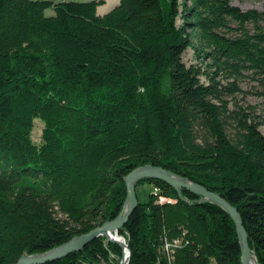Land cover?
<instances>
[{"label":"trees","instance_id":"1","mask_svg":"<svg viewBox=\"0 0 264 264\" xmlns=\"http://www.w3.org/2000/svg\"><path fill=\"white\" fill-rule=\"evenodd\" d=\"M102 3L0 0V264L115 217L123 176L146 163L234 205L264 264L263 120L230 106L244 80L264 97V10L231 0H119L97 15ZM188 48L195 60L186 64ZM35 119L39 142L30 137ZM139 182L156 191L118 229L127 264H240L223 209L181 189L185 201L161 179ZM80 252L44 264L94 255L67 261Z\"/></svg>","mask_w":264,"mask_h":264},{"label":"water","instance_id":"2","mask_svg":"<svg viewBox=\"0 0 264 264\" xmlns=\"http://www.w3.org/2000/svg\"><path fill=\"white\" fill-rule=\"evenodd\" d=\"M143 178H154L165 181L173 187L177 195L185 201L187 198L181 195V189H186L200 196L198 199L199 202L208 201L223 209L234 223L239 244L240 264H250L251 259L257 264L256 258L249 247L248 233L242 223L241 215L234 205L230 204L219 193L208 190L199 183L190 181L171 170L149 163L138 165L123 176V181L126 186V196L122 208L113 219L105 220L103 223L91 228L87 232L74 235L69 240L62 242L45 252L36 254L23 253L15 264H43L61 258L80 250L84 245L100 235H102L107 241L117 244L121 249H127L128 253L126 261L123 259V251L121 252L119 261V264H127L130 255L129 248L124 242V239L122 241L119 239L121 236L117 235L116 232L127 221L134 208H136L137 196L135 192V183ZM111 230H114L115 235L111 234Z\"/></svg>","mask_w":264,"mask_h":264},{"label":"rangeland","instance_id":"3","mask_svg":"<svg viewBox=\"0 0 264 264\" xmlns=\"http://www.w3.org/2000/svg\"><path fill=\"white\" fill-rule=\"evenodd\" d=\"M54 1H58V0H54ZM74 1H89V0H74ZM118 1L119 0H103V3L100 5H97V7H96V10H95L96 14L102 15V14L108 12L110 9H112L118 3ZM231 2H232V4H235L244 10L249 9V8L264 10V0H231ZM45 14L46 15L53 14V9L52 8L45 9ZM183 60L185 61L186 64L194 62L195 59L193 57L191 48L186 49V51L183 54ZM241 87H242L241 92H239L238 94L235 95V97L230 102V106L232 107L233 102H234L233 100H235V102H237L238 104H241L243 107H245V108L247 107V109L251 113V116L257 117L259 120H263V125L260 126V130L262 132H264V97L257 96L256 94L253 93L257 89L256 83L253 81L244 80L241 83ZM42 126H43V123L40 120H38V119L34 120L32 129H31V133H30V137L32 138V140L34 142L40 141V134H41ZM135 188H136L135 192H136V196H137V205L139 202L145 201V199H147V196L151 190L156 191L148 183H146V182L141 183V182H139V180H138V182L136 181ZM181 195H182V193H181ZM121 208H122V206H121ZM120 209H119V211H120ZM134 209H136V208H134ZM131 214H130V216H131ZM129 217H128V219H129ZM113 218H111V219H113ZM111 219H108V220H111ZM128 219H127V221H128ZM118 235H120L124 239V242L126 243V239H127L126 232L123 231L122 233H119ZM96 238H98L99 241L101 238V241L97 244L98 248L93 249V250H89L90 248H88V249H84L82 252L81 250L85 246L84 245L80 250H78L79 252L80 251L81 252L78 254L77 257L74 258L73 257L74 255H72L71 257H69L67 259V261L71 262V261H75L76 259L79 260L85 254H87L88 256H90L91 254H94L86 260L87 264H119L121 252L118 253V250H116L113 246H110L108 244L109 241H107L102 235L97 236ZM96 238H94V239H96ZM52 247H54V246H52ZM52 247H50V248H52ZM50 248H47V249L40 251V252H37V253L45 252V251L49 250ZM119 251H121L120 247H119ZM252 253H253V251H252ZM32 254H36V253H32ZM253 255H254V253H253ZM55 260H57V259H55Z\"/></svg>","mask_w":264,"mask_h":264},{"label":"bare ground","instance_id":"4","mask_svg":"<svg viewBox=\"0 0 264 264\" xmlns=\"http://www.w3.org/2000/svg\"><path fill=\"white\" fill-rule=\"evenodd\" d=\"M111 234H112V235H115L114 230H111ZM116 234H117V235L119 234L118 230H117ZM119 239H120L121 241L123 240L122 237H119ZM122 251H123V259L126 261V259H127V253H128V252H127V249H126V248L121 249V252H122ZM250 264H255V262H254L253 259H251Z\"/></svg>","mask_w":264,"mask_h":264},{"label":"built area","instance_id":"5","mask_svg":"<svg viewBox=\"0 0 264 264\" xmlns=\"http://www.w3.org/2000/svg\"><path fill=\"white\" fill-rule=\"evenodd\" d=\"M163 199H164V198H162V197L159 198L160 201L163 200ZM174 242H177V240H175Z\"/></svg>","mask_w":264,"mask_h":264}]
</instances>
